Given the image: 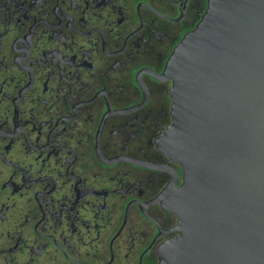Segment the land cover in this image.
I'll return each mask as SVG.
<instances>
[{"label":"flooded vegetation","instance_id":"1","mask_svg":"<svg viewBox=\"0 0 264 264\" xmlns=\"http://www.w3.org/2000/svg\"><path fill=\"white\" fill-rule=\"evenodd\" d=\"M207 3L0 0V264H162L163 75Z\"/></svg>","mask_w":264,"mask_h":264},{"label":"water","instance_id":"2","mask_svg":"<svg viewBox=\"0 0 264 264\" xmlns=\"http://www.w3.org/2000/svg\"><path fill=\"white\" fill-rule=\"evenodd\" d=\"M160 149L182 172L162 264H264V0H208L163 75Z\"/></svg>","mask_w":264,"mask_h":264}]
</instances>
